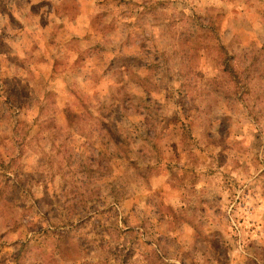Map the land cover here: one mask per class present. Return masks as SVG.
<instances>
[{
	"label": "rangeland",
	"instance_id": "1",
	"mask_svg": "<svg viewBox=\"0 0 264 264\" xmlns=\"http://www.w3.org/2000/svg\"><path fill=\"white\" fill-rule=\"evenodd\" d=\"M0 264H264V0H0Z\"/></svg>",
	"mask_w": 264,
	"mask_h": 264
}]
</instances>
